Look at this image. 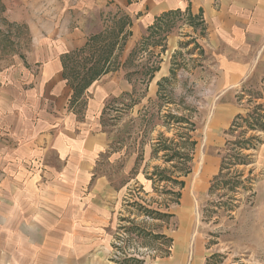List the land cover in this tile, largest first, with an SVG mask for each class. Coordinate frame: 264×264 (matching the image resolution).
Masks as SVG:
<instances>
[{
  "label": "crops",
  "instance_id": "0c3cea01",
  "mask_svg": "<svg viewBox=\"0 0 264 264\" xmlns=\"http://www.w3.org/2000/svg\"><path fill=\"white\" fill-rule=\"evenodd\" d=\"M43 2L45 32L34 29L45 43L41 78L18 81L14 93L0 96V264H132L133 244L142 248L144 228L138 222L146 221L142 211L153 184L146 164L137 169V157L112 150L101 125L106 103L128 92V83L101 77L75 97L63 58L87 46L90 25L84 17L93 19L103 9L121 11L130 21V53L158 18L181 11L196 25L182 26L149 52L170 61L182 39H194L217 71L215 95L222 100L245 82L264 79V0ZM73 17L75 24L64 25ZM170 69V63L161 64L155 80ZM243 112L233 101L221 103L207 132L224 134ZM215 141L224 146L225 135ZM260 159L264 162V143ZM210 166L217 173L221 161ZM185 236L178 234L175 264L185 258ZM121 241L124 246L117 248Z\"/></svg>",
  "mask_w": 264,
  "mask_h": 264
},
{
  "label": "rangeland",
  "instance_id": "374dc122",
  "mask_svg": "<svg viewBox=\"0 0 264 264\" xmlns=\"http://www.w3.org/2000/svg\"><path fill=\"white\" fill-rule=\"evenodd\" d=\"M43 1L0 0V96L14 93L18 81L41 78L45 43L43 37H35L34 29L45 32ZM76 19L79 23V16ZM84 21L90 25L87 44L91 43V49L70 60L69 74L79 81L74 70L78 72L87 60L99 59L103 65L109 58L105 67L110 64L111 73L99 81H124L129 91L106 103L102 129L113 151L137 157V169L146 164L147 180L153 184L152 196L145 197L142 205L146 221L138 222L144 229L139 233L131 226L132 233L143 234L141 244L147 250L142 260L132 259V264H175L182 231L187 235L181 246L182 264H264V162L260 159L264 79L247 81L221 100L214 89L217 71L194 39H182L170 61L159 52H149L152 45L164 46L169 34L182 26L185 30L196 25L185 16L170 17L169 29L146 48L140 47L128 65L134 50L129 52L130 21L125 14L103 9ZM73 24L74 17L64 25ZM150 60L158 70L153 79L146 69ZM169 63V74L156 81L161 64L167 67ZM230 101L244 110L241 119H235L224 134L210 135L207 121L221 103ZM169 116L184 120L178 124ZM181 134L189 135L190 141L183 142ZM224 135L225 145H217L215 137ZM164 143L171 149L158 148ZM175 154L183 156L167 162ZM215 159L221 161L217 173L209 169ZM181 164L190 169L187 176L179 171ZM221 168L223 174L215 179ZM162 172L165 181L160 180Z\"/></svg>",
  "mask_w": 264,
  "mask_h": 264
},
{
  "label": "trees",
  "instance_id": "16d2710c",
  "mask_svg": "<svg viewBox=\"0 0 264 264\" xmlns=\"http://www.w3.org/2000/svg\"><path fill=\"white\" fill-rule=\"evenodd\" d=\"M188 13V12H187ZM182 15V12L181 11H176V12H170V13H167L165 15H163L162 17L158 18L156 20V23L154 26H152L151 28H149L148 30V36L146 37H143L142 39V44H140L139 46H137L136 49H134L133 53L131 54L130 56V59L127 61V63L125 65H128V63H130L131 59L133 58L134 55H136L141 47V50L146 48L147 45H149V42L154 38L156 37L157 35H159L161 32H165V30H168L169 27H170V23L167 22V20L170 18V17H176V16H181ZM189 20L191 21V17L189 15ZM153 47H156V45H152ZM139 47V48H138ZM88 49H91V43L89 42V45L87 44V46L82 49V50H79V51H76V52H73L69 55H66L64 58H63V65H64V77L65 79L68 80L69 84L71 85V88L74 92V96L75 97H81L85 91L94 83L96 82L97 80H99L101 77L107 75L108 73L111 72V69H109L110 67V64L107 66V68L105 67L106 66V63L109 61L107 58L105 61V63L102 65L101 64V60H96L94 61V59L91 57L89 60H87V65L86 64H83L81 65V67L79 68L78 72L76 70L75 73L77 74V76H79V81H76V79H73L70 74H69V68H68V63L70 62V60L74 59L76 55L79 54L82 55L84 54ZM153 62H151V60L149 61L148 63V67L146 68L147 70H150L152 73H151V78L153 77V74L156 73L157 68L155 69V67L153 66ZM126 67V66H125ZM153 79V78H152ZM169 119H175L176 120V123L180 124L183 122L184 119H181V118H177V117H174V116H169ZM241 117H237L236 120H240ZM235 120V121H236ZM257 122H260V117L258 118ZM264 130V129H262ZM179 137L181 138V140H185L183 142H187L190 141V137L189 135L187 134H181L179 135ZM170 144H172V140H170ZM194 144V143H193ZM229 145V144H228ZM231 145V144H230ZM233 146H239L240 144H232ZM158 148H162V151H167L169 149H171L169 146H167L165 143L163 145H158ZM159 151V150H157ZM183 156V155H178V154H175V155H172L171 157H168L166 160L167 162H173L176 158H179V157ZM183 160V158H180ZM224 161L225 159H223V164H224ZM182 168L179 169V171L184 175V176H187L189 173H190V169H187L185 167L184 168V165L181 164ZM179 168V167H177ZM223 168H221V171L219 173V175L215 178H219L221 177V175L223 174ZM153 177H156V173L155 174H152V177L151 179L153 180L154 178ZM160 180L162 181H165V179L163 180V172L160 174ZM181 186H183V183L180 182L179 183ZM157 239H160V237Z\"/></svg>",
  "mask_w": 264,
  "mask_h": 264
},
{
  "label": "built area",
  "instance_id": "2783aa9c",
  "mask_svg": "<svg viewBox=\"0 0 264 264\" xmlns=\"http://www.w3.org/2000/svg\"><path fill=\"white\" fill-rule=\"evenodd\" d=\"M124 246V244H123V242L121 241V242H119L118 244H117V248H120V247H123ZM133 249L131 250V252L132 253H130V254H132V256L133 257H135V258H138V259H140V260H142V255H143V253L146 251V250H144V249H139V246L137 245V244H133V247H132ZM138 252H141V255H138ZM132 257V258H133Z\"/></svg>",
  "mask_w": 264,
  "mask_h": 264
}]
</instances>
